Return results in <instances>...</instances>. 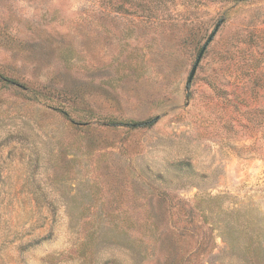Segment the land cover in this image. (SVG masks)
I'll return each instance as SVG.
<instances>
[{
	"label": "rangeland",
	"instance_id": "obj_1",
	"mask_svg": "<svg viewBox=\"0 0 264 264\" xmlns=\"http://www.w3.org/2000/svg\"><path fill=\"white\" fill-rule=\"evenodd\" d=\"M258 68L264 0H0V264H264Z\"/></svg>",
	"mask_w": 264,
	"mask_h": 264
},
{
	"label": "trees",
	"instance_id": "obj_2",
	"mask_svg": "<svg viewBox=\"0 0 264 264\" xmlns=\"http://www.w3.org/2000/svg\"><path fill=\"white\" fill-rule=\"evenodd\" d=\"M252 57H254V54L252 55ZM227 99H229L228 104L231 105L237 112L247 115V117H245L247 119V123L245 125H242V128H245L247 130L251 128L254 129L251 124L253 125V123H257L263 130L264 138V74L259 71V68L255 71L242 73L241 76L234 77L232 83V91ZM238 119V115L233 111L231 115V121L235 120L236 122H238ZM157 120L158 117H155L143 122L133 123L130 126L152 127L157 122ZM232 126L233 124L230 125V127ZM254 241L255 240L252 239L251 242ZM208 244H210V239L209 242L205 245V251ZM213 244L216 246V243L214 241ZM245 251V257L248 264H263L260 259L261 250H259L258 253V247L256 248L253 243L248 244ZM197 254L198 249L194 253L193 257H196Z\"/></svg>",
	"mask_w": 264,
	"mask_h": 264
},
{
	"label": "water",
	"instance_id": "obj_3",
	"mask_svg": "<svg viewBox=\"0 0 264 264\" xmlns=\"http://www.w3.org/2000/svg\"><path fill=\"white\" fill-rule=\"evenodd\" d=\"M205 50H206V47H204L203 50L201 51V53H200V55H199V57L197 59V62H196V64L194 65V67L192 69V72H191L190 77L188 79V85H190L192 83V81H193V79L195 77V74L197 72L198 66H199V64L201 62V59H202V57L204 55Z\"/></svg>",
	"mask_w": 264,
	"mask_h": 264
}]
</instances>
